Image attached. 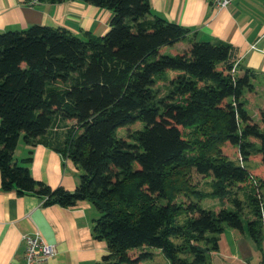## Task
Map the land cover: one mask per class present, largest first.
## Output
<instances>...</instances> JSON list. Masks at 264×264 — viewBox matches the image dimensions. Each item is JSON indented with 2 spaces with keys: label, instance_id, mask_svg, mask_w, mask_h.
Here are the masks:
<instances>
[{
  "label": "trees",
  "instance_id": "1",
  "mask_svg": "<svg viewBox=\"0 0 264 264\" xmlns=\"http://www.w3.org/2000/svg\"><path fill=\"white\" fill-rule=\"evenodd\" d=\"M82 1L111 11L105 34L39 24L0 32L1 188L45 206L89 201L98 212L91 235L106 244L102 264H144L158 253L169 264H210L224 224L246 227L262 251L264 106L257 117L245 106L252 69L225 41L190 38L176 48L190 29L149 0ZM20 135L71 160L81 170L75 188L34 179L31 149L16 162ZM209 196L220 206L200 207Z\"/></svg>",
  "mask_w": 264,
  "mask_h": 264
},
{
  "label": "crops",
  "instance_id": "2",
  "mask_svg": "<svg viewBox=\"0 0 264 264\" xmlns=\"http://www.w3.org/2000/svg\"><path fill=\"white\" fill-rule=\"evenodd\" d=\"M149 3L155 13L190 29L187 40L176 43V48L180 44L178 48L189 47L190 38L225 41L236 48L239 63L253 73L264 72V0H233L223 9L214 8L208 0H149ZM110 18L109 9L82 0L32 4L26 0H0V32L39 24L64 27L77 35L86 31L101 36L108 30ZM29 149L32 154L28 168L34 179L51 188L62 186L70 191L75 188L81 170L71 160L50 145L30 146L19 136L13 152L15 161L20 163ZM97 216L96 208L87 200H79L71 207L45 206L37 195L19 196L13 188L3 190L0 179V264L21 262L22 236L34 232L55 245V252L42 264H102L106 244L91 235L92 220ZM260 254L256 263L264 264V250Z\"/></svg>",
  "mask_w": 264,
  "mask_h": 264
},
{
  "label": "rangeland",
  "instance_id": "3",
  "mask_svg": "<svg viewBox=\"0 0 264 264\" xmlns=\"http://www.w3.org/2000/svg\"><path fill=\"white\" fill-rule=\"evenodd\" d=\"M177 47H181V44ZM163 53L168 54L171 53V51L168 48H164L162 50ZM170 72L167 70L165 72L166 75H168ZM251 83L253 85L254 93H252L251 97V104H245L247 111L249 114L253 117H257L255 114V110L257 107H263L264 106V72L255 70L253 77H251ZM166 80L160 79L157 81L156 87H158L162 93L166 91ZM249 92L245 90L244 97L246 98ZM139 124L138 127H141L142 124L140 122H137ZM264 130V127L262 128ZM127 132L126 126L119 127L116 129L115 134L117 137H120L121 135H125ZM21 139H23L22 135H20ZM230 159L234 160L235 162H240L241 160L236 159V156L230 154ZM251 165L255 164L253 162H250ZM210 181L211 179L205 178L201 185L199 186V189L203 192H208L211 190L210 187ZM238 197L243 201V193L237 192ZM245 200V199H244ZM264 200V197H263ZM219 199L217 197H207L202 198L199 200V205L202 208H210L213 209V205H219ZM226 205V203L224 204ZM244 206V205H243ZM230 207H232L230 205ZM247 211V208L244 207V212ZM179 221L183 219L185 216L184 214L179 216ZM246 224V223H244ZM262 225L264 228V215L262 219ZM220 238L218 240V246L216 250H210L208 254V259L210 264H258L256 263L257 259L259 260L261 258V250L256 246V244L251 240V238L248 235V232L246 231V227L243 228V231L240 232V230L233 229L232 227L228 226L227 224H224V229L221 232V235H219ZM239 238V239H234ZM264 247V240L262 243V249ZM237 248V249H235ZM264 250V249H263ZM218 252L213 254L214 252ZM144 264H169V261L166 257H164L162 254H158L157 256H154V258L145 259L143 261Z\"/></svg>",
  "mask_w": 264,
  "mask_h": 264
},
{
  "label": "built area",
  "instance_id": "4",
  "mask_svg": "<svg viewBox=\"0 0 264 264\" xmlns=\"http://www.w3.org/2000/svg\"><path fill=\"white\" fill-rule=\"evenodd\" d=\"M209 3L217 9L228 7L233 0H208ZM37 0H30L29 3H35ZM234 69V67H233ZM67 158V157H64ZM263 200H261L262 204ZM24 254L21 262H9L8 264H42V262L55 252V245L47 242L39 232L24 234Z\"/></svg>",
  "mask_w": 264,
  "mask_h": 264
}]
</instances>
